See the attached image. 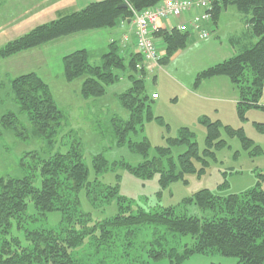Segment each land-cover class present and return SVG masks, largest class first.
<instances>
[{
	"label": "trees",
	"instance_id": "1",
	"mask_svg": "<svg viewBox=\"0 0 264 264\" xmlns=\"http://www.w3.org/2000/svg\"><path fill=\"white\" fill-rule=\"evenodd\" d=\"M162 1H91L79 10L37 25L9 41L0 48V57L80 31L113 28L121 21L126 24L134 11L154 7ZM207 1L212 22L217 20L221 11L234 7L243 18L244 31L240 37L230 38L238 47L236 53L199 71L194 78V86L208 78L226 76L238 90L235 108L240 119H244L245 110L264 111V105L259 103L264 84V0ZM153 37L163 43L164 54L159 63L166 64L175 52L187 47L189 34L175 28H159ZM120 52L118 41L112 40L100 63L91 64L86 50L73 51L62 58L63 76L68 82L84 77L79 93L87 100L103 96L107 86L127 73L130 87L116 95L127 116L111 120V126L116 144H126L144 159L134 166L121 165L139 177H152L157 173L162 186L183 174L197 172L200 175L208 165V159L215 158L212 149L225 145L224 140L219 139L221 122L210 121L205 116L200 119L207 131L206 147L201 154L194 134L189 128L181 127L176 136L165 137V143L157 146L149 158L147 139L137 142L130 137L142 131L143 121L152 119L149 111L152 98L147 94L145 72L140 68L142 59L136 53L126 60ZM9 85L19 113L26 116L33 127V135L44 140L47 147L42 153L44 156L39 151L22 156L19 166L23 167L24 174L21 176L0 177V264H149L150 260L160 259L180 263L197 254L233 257L235 264H264V172L257 173L255 184L244 192L221 197L201 189L183 200V203L195 204L210 215H188L174 207L148 211L134 207L118 194L117 185H100L97 179L99 173L116 163L108 164L101 154L93 156L94 177L90 179L78 141L64 151L54 149L58 130L65 119L64 113L56 105L48 85L35 72L16 76ZM145 112L148 114L143 118ZM0 121L5 128L17 129L20 126L18 116L12 112L4 114ZM223 128L228 135L238 136L244 147L250 144L240 130ZM16 134L24 137L21 132L16 131ZM181 146L185 150L173 158L172 149ZM28 156L31 162L26 165L23 159ZM196 164L200 167L197 168ZM36 178H39L38 184ZM82 192L93 208L114 203L115 213L100 219L83 213L80 210ZM29 204L34 208V217H31V225H26L24 220L30 218L26 213ZM49 213L59 215L56 225L44 224ZM142 226H150L157 231L162 228L174 236H189L190 240L178 248L167 245L162 237L164 234H159L139 247L144 251L143 256L139 252L136 256L112 258L110 254L114 250L123 246L125 250L130 244L124 242V237L138 232ZM13 229L22 230V235L14 234ZM85 247L89 250L83 254ZM110 249L107 254L106 250ZM124 250L128 254V250Z\"/></svg>",
	"mask_w": 264,
	"mask_h": 264
},
{
	"label": "rangeland",
	"instance_id": "2",
	"mask_svg": "<svg viewBox=\"0 0 264 264\" xmlns=\"http://www.w3.org/2000/svg\"><path fill=\"white\" fill-rule=\"evenodd\" d=\"M37 4L38 0L37 3L36 0H0V48L37 25L46 23L42 22L34 12L37 11ZM230 10L237 12L234 7H230ZM227 16L230 17V12L227 13ZM223 33L220 36V43L218 42L221 46L228 42ZM95 38H91L92 40H75L78 45L88 47V58L91 64H99L101 56L106 52H100L101 55H99V52L93 50L91 46L94 44L90 41H94ZM213 39L218 40L216 36ZM199 40L201 39L196 38L192 41L196 44L186 51L192 54L194 61L197 60L195 68L212 63V61L223 60L222 58L205 56H202V59L200 58L202 52L199 49L197 52L196 50L190 51L199 48L196 47L197 43L200 42ZM50 42L4 58L0 57V119L4 114L12 112L18 116L20 125L17 129L5 128L1 126L0 121V177L21 176L24 174L23 167L19 166L22 156L25 153H32V151L34 153L39 151V154L43 155L42 153L47 147L44 140L33 135L32 125L29 124L23 113H19L18 105L10 90L9 84L12 78L29 72H35L48 85L52 98L64 113L65 119L58 130L57 143L54 149L64 151L71 143L78 141L84 162L89 168L90 179L94 177L93 156L101 154L108 164L116 163L107 171L99 173L97 179L100 185H117L118 194L129 200L134 207L139 206L147 211L174 207L188 215L198 217L210 215L195 204L183 203V200L192 197L201 189H207L212 194L221 197L244 192L255 184L256 174L264 172V111L245 110L244 119H240L236 113L235 103L230 102V100L227 104L215 101L216 98L222 99L225 94L223 89L218 91L217 87L209 89L210 95H213L212 100H210L211 98L203 99L194 96L196 94H192V90L181 86V82L172 75L171 71H168L175 63L173 61V63H166L167 65L158 63L154 67L146 68L149 73L143 74V77L147 94L151 97L152 92L155 91L157 98L151 99L149 111L152 114V119L143 121L142 131H137L130 137L137 142L143 138L147 139L150 144L148 153L150 158L154 155L155 148L165 143V137L176 136L181 127H187L194 134L201 154L206 147L207 131L206 127L200 123V119L205 116L210 121L219 120L221 122L222 128L219 130V139L224 140L225 145L212 149L215 158L208 159V165L200 175L197 172L183 174L181 178L165 186L160 184L157 173L146 178L134 175L121 164L126 163L134 166L143 161L144 158L131 151L126 144L117 145L111 126V120L127 116V112L116 100V95L128 87L127 73L122 74L118 81L107 86L103 96L86 100L79 93L84 77L68 82L63 76V62L58 55L61 50L68 48L66 46L62 48V44L58 45L61 41ZM70 46L72 49L71 43ZM155 46L159 54L158 45L155 44ZM76 50H81V48ZM160 53L162 52L160 51ZM153 74L156 76L155 81L150 80ZM233 88L234 95L237 94L234 99L237 101L238 90L234 85ZM203 112H205L204 115ZM147 114L148 112L143 113V118ZM226 126L235 131L240 130L250 144L244 147L238 136L227 134L223 128ZM16 131L23 133L24 137L17 135ZM184 150L185 147L183 146L173 148L172 157L176 158ZM23 161L27 165L29 161L31 162V157H25ZM196 167L199 168L200 165L196 164ZM36 179L38 184L39 178ZM80 201V210L83 213H90L93 219L111 216L116 211L114 203L106 207L93 208L85 199L83 192L80 194ZM33 209L32 205L29 204V210L26 213L30 215V218L24 220L26 225H31V217H34ZM59 218L57 213H49L45 217L44 224L56 225ZM13 232L18 236L22 235V230L13 229ZM159 234H164L162 237L166 239L167 245H176L178 248L190 240L189 236L183 238L174 236L162 228L157 231L150 226H142L138 232L130 233V236H123L125 243L130 242L125 248L128 250V254L123 252V246L120 250H114L110 256H115L114 258L118 259L123 255L130 257L135 254L136 256L139 252V255L143 256L144 251H141L139 247L142 244H147L149 240L155 239ZM134 239H136L135 244H132ZM87 250H89L88 247L83 248V254ZM109 251L111 249L106 250V253L108 254ZM235 261L236 259L233 257H223L218 254H197L180 263H171L167 259H160L150 260L149 264H235Z\"/></svg>",
	"mask_w": 264,
	"mask_h": 264
},
{
	"label": "crops",
	"instance_id": "3",
	"mask_svg": "<svg viewBox=\"0 0 264 264\" xmlns=\"http://www.w3.org/2000/svg\"><path fill=\"white\" fill-rule=\"evenodd\" d=\"M91 1L98 0H38V4L36 5L37 11L35 10L34 12L37 14V16L42 22H48L57 19L58 17L66 13L79 10ZM228 12H230V17L227 16ZM186 19L187 16H182L178 19L170 18L165 21H162L160 25L162 28L168 29L174 27L180 22L185 21ZM210 29L212 30V32H210V35L207 38H204L205 40L201 39L199 40L200 42L197 43L196 47L199 48H194L190 51L196 50L197 52L199 49V51L202 52V55L200 56V58L202 59V56H205L208 58H222L223 60H225L233 56L236 53L238 47L231 42L230 38L232 36L240 37L242 35L244 31V23L242 16L238 12L230 10V7H227L226 9L220 12L217 20L215 22H212ZM222 32H224L223 34L225 35V38L228 41L227 44H224L223 46L218 44V42L220 43V36ZM124 36H126L127 38L125 42H123ZM212 36H216L218 40L213 39ZM94 37H96L95 40L90 41L94 44L91 47H93L94 51L99 52V55H101V53H104L107 50L108 44L112 40L118 41L121 54L126 58V60H128L132 54H136V48L133 39V29L132 25H129V23L123 24L122 22H118V24L113 28L80 31L55 39L53 41H61L58 45L62 44V48H64L65 46L66 48H68L66 50L64 49L63 51L61 50L60 54L58 55V57L62 60L64 55L73 52L79 48L85 49L88 53V47L86 45H83L82 47V45H78V43L75 42L80 39L89 40ZM196 38L197 37H195L194 33L189 35V45L187 44L188 46L185 49L179 50L171 57L167 64L171 62L173 63V61H175V63L170 67V70L168 71H171L172 75H174V77L181 82V86L186 89L192 90L191 93L196 94L194 96L198 98H211L210 100H212L213 95H210L211 92L209 91V89L217 87L218 91H221V89H223L225 94L223 95L222 99L216 98L215 101H217L218 103L227 104L228 100H230V102L236 103L234 96H236L237 94L234 95L233 84L226 76H216L208 78L202 80L197 86H194V78L199 71L209 67V65L211 66L215 64L216 62L218 63V60L212 61V63L195 68V66L197 65V60L194 61L192 59V54L186 51L196 44L192 43V41H194ZM155 40V43L158 45L159 50L164 53L162 41H160V39ZM70 43L73 46L72 49ZM241 44L242 42L240 43V45ZM160 51L159 55L162 56L163 54L160 53ZM155 77L156 76L153 74L150 80L155 81ZM184 78L186 79L183 81ZM127 82L128 87H130V81L127 80ZM152 93H155V91ZM209 95L212 97H210ZM259 103L261 105H264V84L262 87V95L260 97ZM202 114L204 115L205 112H203Z\"/></svg>",
	"mask_w": 264,
	"mask_h": 264
},
{
	"label": "built area",
	"instance_id": "4",
	"mask_svg": "<svg viewBox=\"0 0 264 264\" xmlns=\"http://www.w3.org/2000/svg\"><path fill=\"white\" fill-rule=\"evenodd\" d=\"M187 19L175 25L181 32H193L199 39L209 36L211 16L207 0H163L154 7L139 12L134 11L132 17L133 39L137 52L142 57L144 68L158 65L160 55L156 50L153 33L160 28V23L170 18ZM124 40H127L124 37ZM156 98V94L152 95Z\"/></svg>",
	"mask_w": 264,
	"mask_h": 264
},
{
	"label": "water",
	"instance_id": "5",
	"mask_svg": "<svg viewBox=\"0 0 264 264\" xmlns=\"http://www.w3.org/2000/svg\"><path fill=\"white\" fill-rule=\"evenodd\" d=\"M122 7H126V4H122Z\"/></svg>",
	"mask_w": 264,
	"mask_h": 264
}]
</instances>
